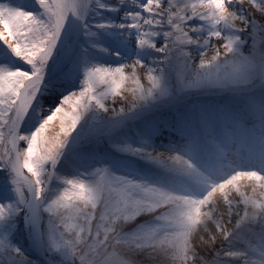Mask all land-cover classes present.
I'll use <instances>...</instances> for the list:
<instances>
[{
    "label": "snow or ice",
    "instance_id": "6c2138e0",
    "mask_svg": "<svg viewBox=\"0 0 264 264\" xmlns=\"http://www.w3.org/2000/svg\"><path fill=\"white\" fill-rule=\"evenodd\" d=\"M0 264H264V0H0Z\"/></svg>",
    "mask_w": 264,
    "mask_h": 264
}]
</instances>
